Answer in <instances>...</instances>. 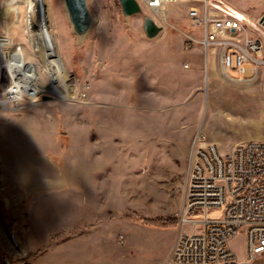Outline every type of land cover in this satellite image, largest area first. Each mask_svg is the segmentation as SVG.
Masks as SVG:
<instances>
[{"label": "rangeland", "instance_id": "rangeland-1", "mask_svg": "<svg viewBox=\"0 0 264 264\" xmlns=\"http://www.w3.org/2000/svg\"><path fill=\"white\" fill-rule=\"evenodd\" d=\"M87 1L93 22L79 38L64 0L44 1L29 27L28 0H0V65L19 49L38 62L46 26L68 78L53 79L61 94L0 104V264H173L194 146L264 139V67L232 80L214 50L187 45L202 38L188 11L203 0L168 4L154 37L146 11ZM210 1L264 18V0ZM4 66L0 97L11 85ZM35 78L46 85L49 74L39 66Z\"/></svg>", "mask_w": 264, "mask_h": 264}, {"label": "built area", "instance_id": "built-area-1", "mask_svg": "<svg viewBox=\"0 0 264 264\" xmlns=\"http://www.w3.org/2000/svg\"><path fill=\"white\" fill-rule=\"evenodd\" d=\"M179 1L138 0L158 25L167 21L168 4ZM203 2L202 11L195 5L188 11L190 24L202 26V38L189 36L187 45L197 42L207 52L214 50L232 80L258 77L264 67V18L249 21L210 0ZM175 215L178 234L168 263L264 264V140L236 142L225 151L215 142L195 145L184 200ZM238 239L241 252L234 246Z\"/></svg>", "mask_w": 264, "mask_h": 264}, {"label": "bare ground", "instance_id": "bare-ground-1", "mask_svg": "<svg viewBox=\"0 0 264 264\" xmlns=\"http://www.w3.org/2000/svg\"><path fill=\"white\" fill-rule=\"evenodd\" d=\"M44 1L47 2V0H28V27L35 25L34 22L36 21L37 13ZM40 21L43 23L46 21V16L44 13L40 14ZM41 36L45 49L43 48L42 43L39 41L42 54L39 57L38 62H31L30 64L24 62V52H22L20 49L16 52H11V58L9 57L10 60L9 58L7 59L5 66V57L3 58V62L0 65V70L3 68V66L5 67L6 71L11 77V85L7 87L6 93L0 97V104L6 103L9 99L28 98L33 100L41 91L61 94V89L53 83V79L55 78L62 80V84L66 87L65 82L68 79L66 67L60 58H52L56 57L55 43L49 29L46 26L42 27ZM39 45L37 42L36 46ZM19 53H21V56ZM39 66H41L43 70L49 74V81L46 85H41L35 78ZM222 70L226 75L223 67Z\"/></svg>", "mask_w": 264, "mask_h": 264}, {"label": "water", "instance_id": "water-1", "mask_svg": "<svg viewBox=\"0 0 264 264\" xmlns=\"http://www.w3.org/2000/svg\"><path fill=\"white\" fill-rule=\"evenodd\" d=\"M119 1L125 15H132L143 11L138 0ZM64 4L69 20L72 24L73 31L79 38L84 37L90 30L93 22V14L90 10L88 1L64 0ZM143 29L148 37H154L162 30V26L158 25L151 16L145 15ZM42 97L44 99H49L51 96L43 94Z\"/></svg>", "mask_w": 264, "mask_h": 264}, {"label": "crops", "instance_id": "crops-1", "mask_svg": "<svg viewBox=\"0 0 264 264\" xmlns=\"http://www.w3.org/2000/svg\"><path fill=\"white\" fill-rule=\"evenodd\" d=\"M263 74V68H262V72H261V74L260 75H262ZM263 124H264V122H263ZM252 140H264V139H252ZM240 141H244V140H237V141H235V142H233V144L232 145H234L236 142H240ZM245 141H247V140H245ZM173 246V245H172ZM172 248V247H171ZM171 250V249H170Z\"/></svg>", "mask_w": 264, "mask_h": 264}]
</instances>
